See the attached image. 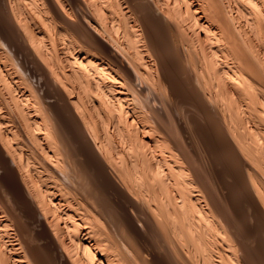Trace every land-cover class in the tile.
I'll return each instance as SVG.
<instances>
[{
    "label": "bare ground",
    "instance_id": "6f19581e",
    "mask_svg": "<svg viewBox=\"0 0 264 264\" xmlns=\"http://www.w3.org/2000/svg\"><path fill=\"white\" fill-rule=\"evenodd\" d=\"M216 152L264 244V0H0V264H263Z\"/></svg>",
    "mask_w": 264,
    "mask_h": 264
},
{
    "label": "rangeland",
    "instance_id": "374dc122",
    "mask_svg": "<svg viewBox=\"0 0 264 264\" xmlns=\"http://www.w3.org/2000/svg\"><path fill=\"white\" fill-rule=\"evenodd\" d=\"M196 118H200L199 116L197 117L196 116ZM218 153H219V156L220 157H218L217 155H218ZM221 154V152H216V154L214 155V159L216 158V156H217V158L214 160V162L212 161V163H214L213 164V169H214V167H215V172L214 173H216V172H218V174H215L213 177V179H215V178H218V180H220L219 182H222V184H221V187H216V189H218V188H220L219 190H217L218 192H221L222 190V192H224L225 190H227L226 191V193L228 194V195H230L232 192L233 193H236V189H235V186H234V184H233V182H232V180H231V178H230V176H229V162H228V159H227V157H225L224 155H223V153H222V155H220ZM224 156V157H223ZM221 157H223V159H218V158H221ZM227 159V161H226V159ZM222 160V161H221ZM224 160V161H223ZM215 163L217 164L218 163V165H215ZM221 163H224V164H221ZM226 163H227V165H226ZM221 164V165H220ZM215 165V166H214ZM223 165V167H221ZM219 166V167H218ZM217 168V169H216ZM220 168V169H219ZM227 169V170H226ZM229 169V170H228ZM220 170V171H219ZM223 171V172H222ZM222 172V173H221ZM228 172V173H227ZM213 173V174H214ZM219 173H220V176H219ZM223 174H226L225 175V177H227V178H224V176H223V178H220ZM228 174V175H227ZM216 175H218V177L216 176ZM220 178V179H219ZM223 179V180H222ZM228 181H227V180ZM217 180V179H216ZM225 180V181H224ZM231 180V181H230ZM224 181V182H223ZM227 182V183H226ZM225 183H226V185H225ZM230 183V184H229ZM229 185V187L227 188V186ZM224 187V188H223ZM234 187V189H232ZM226 188V189H225ZM232 189V190H231ZM221 190V191H220ZM229 191H231V193L229 192ZM231 194L230 196L231 197H229L228 195H226L227 196V199H228V197H229V199L228 200H230L231 201V198H232V205L231 206H234V208H240L239 206H241L240 204L243 202L242 201V199L244 200V198H242L243 196H241V195H239V194H237V197H235V195L234 194ZM239 196V197H238ZM242 199H241V198ZM234 199H236L235 201H237V202H234ZM240 199V200H239ZM227 200V202H228V204L230 203L231 204V202H229ZM239 201V202H238ZM242 201V202H241ZM236 204V205H235ZM230 206V205H229ZM236 206V207H235ZM244 210L245 209H243V211L241 210V208L238 210V212L241 214V212H242V215H241V220L239 221V224H240V226H241V228L242 229H244L248 234H249V240H248V243H249V246H251V248H252V253L255 255V256H257L262 262H263V264H264V244H263V242H262V240L261 239H259L256 235L258 234V227H259V225L254 221V220H251L250 219V217L248 216L249 214H248V212L247 211H245L244 212ZM245 213V214H244ZM245 217V218H244ZM24 219H26V218H24ZM252 225L251 227H250V225ZM253 227H255V228H253ZM256 229V230H255ZM257 231V232H256ZM252 235V236H251ZM252 237H255V238H252ZM251 238V239H250ZM257 239V240H256ZM259 240V241H258ZM254 241V242H253ZM256 241V242H255ZM32 244H33V246H34V244H35V242L36 241H33L32 240ZM37 243V245L35 244V246H34V248L35 249H37L36 251V254L38 255V257L39 258H41L42 259V262L43 263H46V264H48L47 262H51L52 261V259H53V255H51L52 253H47V252H50V250L48 251V250H46V248L44 247L43 248V246H42V243L40 244V246H42V248L39 246V243L40 242H36ZM39 246V247H38ZM257 247V248H256ZM260 249H259V248ZM254 248V249H253ZM44 249L47 251V252H43L44 251ZM258 249V250H257ZM41 251V252H40ZM263 251V252H262ZM42 253V254H41ZM47 253V254H46ZM42 255V256H41ZM44 255H47V256H52V257H48V259H46L45 258V256ZM43 257V258H42ZM50 258V259H49ZM52 258V259H51ZM46 260V261H45Z\"/></svg>",
    "mask_w": 264,
    "mask_h": 264
}]
</instances>
